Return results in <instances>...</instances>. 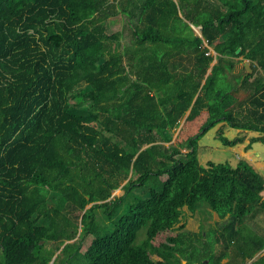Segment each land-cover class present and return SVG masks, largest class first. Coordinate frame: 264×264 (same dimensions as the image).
<instances>
[{
    "label": "trees",
    "instance_id": "trees-1",
    "mask_svg": "<svg viewBox=\"0 0 264 264\" xmlns=\"http://www.w3.org/2000/svg\"><path fill=\"white\" fill-rule=\"evenodd\" d=\"M221 122L264 143V0H0V264H264V175L198 158Z\"/></svg>",
    "mask_w": 264,
    "mask_h": 264
},
{
    "label": "rangeland",
    "instance_id": "rangeland-1",
    "mask_svg": "<svg viewBox=\"0 0 264 264\" xmlns=\"http://www.w3.org/2000/svg\"><path fill=\"white\" fill-rule=\"evenodd\" d=\"M108 27H109V32H115V31H122L123 35L121 34V39L125 40L127 37L124 35V27L125 23L124 20L121 18H109L108 20ZM196 31L199 32V27H196ZM212 52L214 53L213 46H210ZM242 63L239 64L241 66ZM182 118L180 120L179 125L174 129V138L172 142L176 141V136L181 130V127L183 126L185 120ZM222 129L224 134L228 138H235L237 136L244 137L247 139H251L249 137V134L252 132L249 131H239V129L235 127H231L227 124L224 123H218L216 126L210 128L198 141V158L201 163V165L206 166L208 161H214V162H228L233 165H235L238 161L237 158V152L235 151L234 147L238 146L233 145H225L219 138H218V133L219 130ZM254 134V133H253ZM171 143V142H170ZM169 142H164L166 146L170 144ZM257 148H264V143H258L256 144ZM184 151H187V149H183ZM127 182V179L122 181L120 186L115 189L112 193V196L110 199H114L117 197H120L121 195L124 194L125 189L123 188V185ZM136 194H141V195H147L144 189H135L134 192L131 194V198H133ZM130 198V199H131ZM128 203V202H127ZM89 204L88 206H90ZM126 206V202H123L121 206L119 207V210L116 212L115 219L119 214H121L124 211V208ZM215 213L209 209L207 205H205L203 202L200 205V208L196 210L195 212H192L190 209H188L187 206L183 207V214L181 216V220L179 223L176 224L177 229H184V230H191V231H199L201 229H205L206 231H214L215 230V225L217 224L216 221H219L220 223L222 222L221 219L218 218L217 215H214ZM215 216V218H214ZM97 217L102 224H106L107 226H111L112 222L108 218L104 216L102 211L100 209L97 210ZM218 222V223H219ZM263 228V229H262ZM261 229L264 231V222L262 224ZM80 230V227H79ZM144 234V230L141 231L140 235ZM75 239H72L67 242L74 241ZM90 242V237H88L85 242L82 250H85L87 245ZM56 248V247H55ZM52 245L49 244L47 247V250H51ZM61 251V249L56 251V255ZM220 251V250H219ZM259 255V254H258ZM257 255V256H258ZM153 258H158L157 255H153ZM252 259L248 260L247 264H252Z\"/></svg>",
    "mask_w": 264,
    "mask_h": 264
},
{
    "label": "crops",
    "instance_id": "crops-1",
    "mask_svg": "<svg viewBox=\"0 0 264 264\" xmlns=\"http://www.w3.org/2000/svg\"><path fill=\"white\" fill-rule=\"evenodd\" d=\"M214 53H215V51H214ZM189 112H190V110H188L184 114V116L182 117V118H184L183 120L186 119V117L188 116ZM239 131H242V130L239 129ZM243 131H248V130H243ZM249 132H252V133L249 134V137H251V138L260 134L259 132H256V131H249ZM242 138H243V141L240 144L238 143L239 144L238 146L234 147L235 151L238 154L237 155L238 161L240 159H247L249 162H251L264 175V148H257L256 147V144H258L260 142H254L251 145H249L251 139H247V138H244V137H242ZM263 197H264V193H263ZM209 209L211 211H213L215 213L214 215H217L218 218L221 219V221L223 220L216 211L212 210L211 208H209ZM214 218H215V216H214ZM218 222L219 221H216L217 224L215 225L214 228H218V227L221 226V223L220 222L218 223ZM263 222H264V214L263 213H261L258 217L248 218L247 219V224L252 229H254L255 231L259 232L260 234H264V231L262 230L263 228L261 229ZM215 250L217 251V253H219L222 250V245L221 244H216ZM260 255H262L261 252L257 253L252 258V260L257 259ZM227 260H228V257H225V258L222 259V262L225 263V262H227ZM249 260H251V259H249ZM247 263H248V261L246 262V264Z\"/></svg>",
    "mask_w": 264,
    "mask_h": 264
},
{
    "label": "water",
    "instance_id": "water-1",
    "mask_svg": "<svg viewBox=\"0 0 264 264\" xmlns=\"http://www.w3.org/2000/svg\"><path fill=\"white\" fill-rule=\"evenodd\" d=\"M240 49H238V51H239ZM245 64H246V67H247V69H248V72H252V68H251V66H250V61L249 60H246V62H245ZM53 261V260H52Z\"/></svg>",
    "mask_w": 264,
    "mask_h": 264
}]
</instances>
